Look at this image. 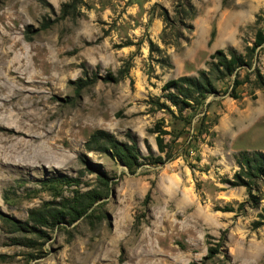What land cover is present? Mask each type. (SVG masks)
<instances>
[{"label":"rangeland","instance_id":"374dc122","mask_svg":"<svg viewBox=\"0 0 264 264\" xmlns=\"http://www.w3.org/2000/svg\"><path fill=\"white\" fill-rule=\"evenodd\" d=\"M46 1L0 0V83L15 88L0 101L13 115L0 126V264H264V226L252 227L264 177L231 186L239 154H264V90L245 84L232 99L225 78L185 110L162 92L215 51L250 46L264 0H78L63 20L70 0ZM44 19L55 22L40 30ZM257 66L264 77V45ZM96 131L134 144L138 166L86 149ZM86 197L73 222L29 221Z\"/></svg>","mask_w":264,"mask_h":264},{"label":"trees","instance_id":"16d2710c","mask_svg":"<svg viewBox=\"0 0 264 264\" xmlns=\"http://www.w3.org/2000/svg\"><path fill=\"white\" fill-rule=\"evenodd\" d=\"M78 0H70L69 3H63L60 8V16L58 19L63 20L70 16L71 3ZM41 6L49 8L46 0H37ZM55 20L44 19L40 30L48 29ZM28 33V32H27ZM29 36L26 40L29 42ZM264 45V32L258 30L250 46H245L242 53H238L233 49L228 48L226 51L217 50L209 57V62L206 63L207 70H201L196 77H180L175 80L168 81L162 88L164 99L178 110L195 109L203 103L209 95L217 93L214 82L221 81L225 78H232L231 89L228 97L235 99V91L237 88L249 84L254 89L264 90V77L262 76L257 63L258 57ZM240 73H244L241 76ZM78 79L75 83L76 90L79 91L88 83V79ZM162 104L157 103L158 109H163ZM154 133L155 144L159 153L164 154L165 158H170L171 151H168L167 144L164 143L163 136L167 133L159 130L158 125H155ZM92 145H95L101 152L107 154L108 158L115 159L123 164L127 169L138 166V153L135 145L127 146L120 144L110 135L102 131L94 132L89 140L84 144L88 150ZM152 164L159 163L161 159H151ZM149 160V161H150ZM157 160V162H156ZM236 165L239 169L234 175L231 186H241L250 188L249 182L254 178L264 177V154L259 152L241 153L236 158ZM61 183V180H56ZM96 197H86L80 200L67 211H58L56 209H42L32 211L29 215V221L34 226L53 229L57 223L68 218L70 222L75 221L79 216L85 213L86 209L94 202ZM250 198H253L250 195ZM264 226V209L257 215V221L252 225L253 229ZM216 250L209 248L207 258H212Z\"/></svg>","mask_w":264,"mask_h":264},{"label":"bare ground","instance_id":"6f19581e","mask_svg":"<svg viewBox=\"0 0 264 264\" xmlns=\"http://www.w3.org/2000/svg\"><path fill=\"white\" fill-rule=\"evenodd\" d=\"M9 90L7 91V93H4V96L2 97L0 95V101L1 100H5V103L10 102L11 101V91L15 90L14 86L12 84L9 83H0V92L3 90ZM4 107V104H0V126L2 127H7V128H11L12 129V122L10 121V119L12 118V113L10 111L4 110L5 114L3 115L2 113H4L2 110V108ZM8 140V139H5ZM11 141V140H9Z\"/></svg>","mask_w":264,"mask_h":264}]
</instances>
